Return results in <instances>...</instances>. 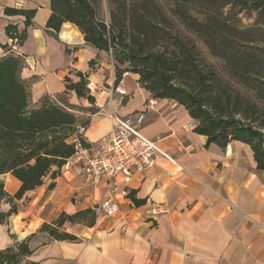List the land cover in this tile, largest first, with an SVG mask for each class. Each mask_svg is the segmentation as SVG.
Returning <instances> with one entry per match:
<instances>
[{"label":"crops","instance_id":"obj_1","mask_svg":"<svg viewBox=\"0 0 264 264\" xmlns=\"http://www.w3.org/2000/svg\"><path fill=\"white\" fill-rule=\"evenodd\" d=\"M6 7L37 10L28 38L16 55L24 60L22 78L30 85L31 102L66 91L65 79L72 72L90 75L89 88L98 111L79 113L90 119L85 131L89 149L79 151L68 170L55 181L29 193L18 205L9 225H0V250L13 247L34 235L33 251L24 262L35 264H264V172L257 170L251 149L233 142L225 150L207 147V139L194 132L196 126L187 110L174 101L152 99L126 74L115 91V68L111 57L87 44L70 23L59 33L46 27L51 15L50 0H0V42L12 44L7 25L24 29V18L4 14ZM5 53L0 49V57ZM95 60L97 65L90 68ZM71 77L76 80L73 74ZM72 105L91 107L75 92ZM142 113L143 134L169 153L176 164L165 159L144 172H137L127 188L143 202L119 199L120 215H98L94 227L66 224L62 231L78 238L56 241L40 232L61 214L94 209L104 198L107 181L95 184L82 171V159L94 156L98 143L114 131V115ZM10 195L20 182L10 174L0 177ZM54 182L55 188L49 185ZM124 186L122 178L116 180ZM158 207L159 213L149 214ZM9 207L3 205L2 209Z\"/></svg>","mask_w":264,"mask_h":264},{"label":"trees","instance_id":"obj_2","mask_svg":"<svg viewBox=\"0 0 264 264\" xmlns=\"http://www.w3.org/2000/svg\"><path fill=\"white\" fill-rule=\"evenodd\" d=\"M46 27L59 33L64 24L75 25L87 44L107 53L114 62L115 87L126 74L139 77L152 99L183 106L207 139V147L225 150L233 142L247 145L257 170L264 172V0H50ZM109 6V17L105 5ZM256 14L254 25L244 27L239 15ZM4 14L24 18V29L7 25L6 35L21 47L34 26L37 10L6 7ZM0 177L10 174L20 182L10 195L0 180V225H9L27 195L55 181L80 149L90 119L98 109L89 88L90 75L72 72L66 91L31 102L30 85L22 78L24 60L0 42ZM208 54L215 62H211ZM94 69L95 60L89 63ZM89 102L72 105L68 94ZM55 188V183L49 189ZM136 207L143 202L130 192ZM7 205V210L2 209ZM97 214L87 209L63 213L40 230L53 240L75 242L62 231L66 224L95 226ZM34 237L0 250V264L24 262L31 256Z\"/></svg>","mask_w":264,"mask_h":264},{"label":"built area","instance_id":"obj_3","mask_svg":"<svg viewBox=\"0 0 264 264\" xmlns=\"http://www.w3.org/2000/svg\"><path fill=\"white\" fill-rule=\"evenodd\" d=\"M11 47L18 49L15 42ZM115 91L124 94L117 86ZM114 131L108 138L98 143V151L94 156L82 159V171L93 183L107 181L105 198L94 208L98 215L117 217L120 215L119 199H129L130 191L127 186L137 172H144L151 168L158 159H165L173 164L175 160L165 151L158 142L147 138L142 132L146 120L144 114L112 117ZM83 149H80L82 151ZM67 163L63 170H68ZM122 178L124 186L116 180ZM158 207L149 212L152 216L159 213Z\"/></svg>","mask_w":264,"mask_h":264},{"label":"rangeland","instance_id":"obj_4","mask_svg":"<svg viewBox=\"0 0 264 264\" xmlns=\"http://www.w3.org/2000/svg\"><path fill=\"white\" fill-rule=\"evenodd\" d=\"M105 15L106 17H109V6L106 4L105 5ZM239 18L241 20V24L242 26L244 27H251L254 25V22H255V18H256V14L253 13L252 15H249L246 11L242 12L240 15H239ZM207 55V58L211 61V62H215V60L210 57L208 54ZM2 181V180H1ZM4 182V181H3ZM5 183V182H4ZM6 188V186H5Z\"/></svg>","mask_w":264,"mask_h":264}]
</instances>
